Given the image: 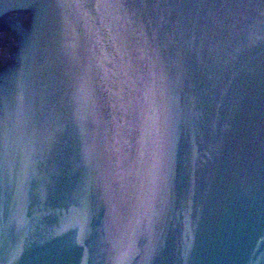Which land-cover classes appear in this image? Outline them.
<instances>
[{
  "label": "water",
  "instance_id": "1",
  "mask_svg": "<svg viewBox=\"0 0 264 264\" xmlns=\"http://www.w3.org/2000/svg\"><path fill=\"white\" fill-rule=\"evenodd\" d=\"M0 264H264V0H0Z\"/></svg>",
  "mask_w": 264,
  "mask_h": 264
}]
</instances>
